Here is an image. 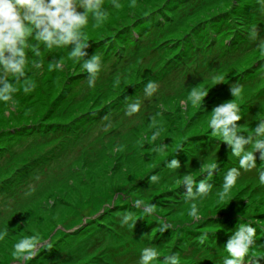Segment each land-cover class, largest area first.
Segmentation results:
<instances>
[{"label":"rangeland","instance_id":"rangeland-1","mask_svg":"<svg viewBox=\"0 0 264 264\" xmlns=\"http://www.w3.org/2000/svg\"><path fill=\"white\" fill-rule=\"evenodd\" d=\"M103 3V22L90 16L84 29L86 58L101 60L94 87L84 58L72 57L68 45L49 49L34 35L26 44L35 86L25 92L24 79L9 74L17 92L14 104L0 102V264H138L146 246L159 252L153 264L173 253L181 264H221L213 243L223 237L225 247L240 215L264 224V185L255 169L242 172L220 199L223 176L238 161L213 136L210 112L233 98L232 85L240 88V131L264 118V11L256 0H119V9ZM149 80L159 85L152 97L144 95ZM193 89L208 93L203 105L192 102ZM137 99L140 112L127 115ZM154 131L160 136L150 142ZM173 158L181 162L177 171L165 167ZM257 162L264 167L259 152ZM203 164H216L215 174L201 175ZM187 172L213 184L207 197L184 199ZM155 173L159 182L149 184ZM134 199L153 204L155 214L133 209ZM193 203L199 219L190 215ZM129 211L146 218L130 228L122 224ZM32 233L42 242L39 255L18 260L14 244ZM251 257L244 264L264 262V232Z\"/></svg>","mask_w":264,"mask_h":264},{"label":"clouds","instance_id":"clouds-1","mask_svg":"<svg viewBox=\"0 0 264 264\" xmlns=\"http://www.w3.org/2000/svg\"><path fill=\"white\" fill-rule=\"evenodd\" d=\"M259 10L264 11V0H256ZM112 6L119 9V0H112ZM80 9H83L81 11ZM107 10L103 0H0V102L14 101L17 92L15 81L9 79V74H13L16 80L24 79V91L28 92L35 85L30 82L27 76L28 45L26 40L30 35H34L37 41L51 49L53 47L70 46L71 56L74 58H84L82 67L87 73V84L94 87L97 76L101 70V60L96 54L87 57L86 48L89 42L84 31L89 23V18H93L97 24L103 22ZM254 36L257 29L252 30ZM260 47L264 50V40L260 41ZM38 55V53H36ZM36 69L42 67L41 63L33 62ZM51 67V65H50ZM63 67L62 61L55 62V68ZM159 85L153 80H149L144 85V95L152 97ZM208 94V93H207ZM206 94V95H207ZM232 99L226 100L213 108L209 127L214 137L227 142L231 149V156L238 161V166L229 168L223 176L222 188L219 192L220 199H223L231 189L237 184L242 172L256 170L259 183L264 185V167H259L257 162V152L262 161L259 165H264V118L257 119L255 127L249 132L240 131L237 123L244 118L241 106L234 102L240 95V88L231 85ZM206 95L203 92L193 89L190 93L193 103H204ZM141 101L137 99L127 105V115L132 116L140 112ZM246 133V134H245ZM160 136L159 131H154L150 142H155ZM166 146L163 141L156 145L157 152L162 151ZM167 169L177 171L181 168L178 158H173L167 162ZM216 164H208L206 169L204 164L201 169L207 173L206 177L215 174ZM182 185L186 187L184 199L200 200L208 196L213 188L210 181L204 179L197 180L193 174L187 172L182 176ZM160 180L158 174H152L149 184H156ZM133 209H142L147 216L155 214V207L141 199L132 201ZM190 215L197 219L200 213L196 203L191 205ZM145 215L139 216V218ZM131 211L122 216V224L130 228H135L139 219ZM169 225L165 224L161 231H167ZM258 230L264 232V224L252 218L244 219L240 215V222L226 242L224 249L227 255L223 257L222 264H244L245 258L251 262L250 252L257 243ZM5 233L0 232V239ZM205 234V239H206ZM204 243V239L201 240ZM42 242L38 234L32 233L23 236L13 246V256L18 260L28 261L35 258L40 253ZM262 257V256H261ZM159 257V252L155 247L146 246L141 249L138 264H153ZM164 264H181L178 253H173L163 257ZM258 264V261H257Z\"/></svg>","mask_w":264,"mask_h":264},{"label":"trees","instance_id":"trees-1","mask_svg":"<svg viewBox=\"0 0 264 264\" xmlns=\"http://www.w3.org/2000/svg\"><path fill=\"white\" fill-rule=\"evenodd\" d=\"M188 4V3H187ZM165 7V6H164ZM147 9H149V8H147ZM147 9L146 10H144V12L145 11H147ZM251 9H253V7H251ZM254 10V9H253ZM171 12H172V10H170ZM143 13V11H141L140 10V12L139 13H137V15L136 16H138L139 14L141 15ZM161 14H165L164 12H163V10L161 11ZM167 14V13H166ZM237 14V13H236ZM216 15H219V13L218 14H216ZM215 14H213V15H211V16H209V18H212V17H215L216 16ZM159 17V16H158ZM220 17H222L223 18V16H220ZM138 19L140 20V17L138 16ZM159 19V18H158ZM231 19V21L230 22H232V23H235V22H239V17H234V16H230L229 17V20ZM225 24V23H224ZM138 26V25H137ZM133 31V30H132ZM133 33V32H132ZM234 33H235V31H234ZM135 36V35H134ZM134 38V37H133ZM132 38V39H133ZM120 39H124L123 38V36L120 38ZM144 122L146 121V120H143ZM143 121H142V123L140 122L138 125H136V127L138 128V127H140L141 128V125H143ZM123 124V123H122ZM149 125V124H148ZM133 126V125H132ZM135 126V125H134ZM130 133L131 132H133V131H129ZM149 132V131H148ZM144 136H147V132L146 133H144L143 134ZM124 138H125V136H124ZM140 148V146H139V144H138V141L136 140L135 141V145H134V151H138V149ZM118 227H120V226H118ZM211 238V240L212 241H214V236H212V237H210ZM224 239H223V237H221L220 239H218V238H216V240H215V242L213 243L214 244V246H216L217 247V252H215V249H213L212 251L215 253L214 254V259H215V257H216V259H218L219 260V262L222 264V259H223V257L224 256H226L227 255V252H226V250L224 249V247H223V245L222 244H220V243H223L224 244ZM212 243V242H211ZM216 244V245H215ZM210 245V244H209ZM224 250H225V253H224ZM113 252V251H112ZM116 252H114V254H115ZM113 254V255H114ZM216 255V256H215ZM261 264H264V262H260Z\"/></svg>","mask_w":264,"mask_h":264}]
</instances>
